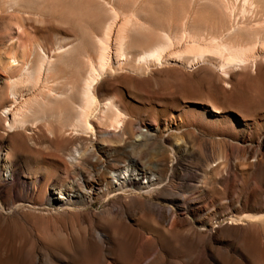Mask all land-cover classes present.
<instances>
[{"label": "rangeland", "instance_id": "obj_1", "mask_svg": "<svg viewBox=\"0 0 264 264\" xmlns=\"http://www.w3.org/2000/svg\"><path fill=\"white\" fill-rule=\"evenodd\" d=\"M0 264H264V0H0Z\"/></svg>", "mask_w": 264, "mask_h": 264}, {"label": "bare ground", "instance_id": "obj_2", "mask_svg": "<svg viewBox=\"0 0 264 264\" xmlns=\"http://www.w3.org/2000/svg\"><path fill=\"white\" fill-rule=\"evenodd\" d=\"M120 28V30L119 31H121L120 33H121V35L120 36H118L119 37V40H118V42H119V44L121 45V42H123V38H125V37H123V34H122V32H123V29L125 28L124 27V24L122 23V25L119 27ZM125 31V30H124ZM231 45V44H230ZM230 45H228V44H220V45H217L216 44V49H217V51L219 50V51H228L229 52V54H228V56L230 55V61L233 63V61H234V63L235 62H241L242 64H244V61L246 60H244V52L246 51V49H249L248 47L245 49V48H242V47H233V46H230ZM215 46V45H214ZM105 48V47H104ZM103 48V49H104ZM159 48H161V47H159ZM159 48H157L156 50H154L153 52H152V54H151V56L152 57H155V58H158L159 57V55H160V49ZM214 48V47H213ZM106 50V49H105ZM215 50V49H214ZM104 51V50H103ZM248 51V50H247ZM59 52V51H58ZM246 53V52H245ZM104 53L103 54H101L100 55V57H99V61H100V66L103 64V62H104ZM245 57H246V55H245ZM229 58V57H228ZM155 60V59H154ZM47 61V60H46ZM13 62H15V61H13ZM230 62V63H231ZM13 64V63H12ZM11 65V64H10ZM24 73H27V68H25L24 69ZM91 83H92V81H91ZM93 84V83H92ZM87 85V89H91V88H89V86H88V84H86ZM91 85V84H90ZM51 90V89H50ZM12 95H13V93H12ZM89 95L90 96H92L91 95V93L89 92ZM89 96V97H90ZM87 97V96H86ZM15 98V97H14ZM92 98H90L89 100H91ZM90 102V101H89ZM92 102H94L93 100H92ZM89 103L87 102V105H88ZM25 105V104H24ZM89 105H91V104H89ZM107 105H109V104H107ZM23 107V106H22ZM22 107H21V109H22ZM8 108V107H7ZM20 108L18 109V110H21ZM85 109V108H84ZM13 110V109H12ZM11 109L10 110H8V111H6L5 113L6 114H11V111H12ZM21 112V111H20ZM89 112V111H88ZM5 113H4V115H5ZM84 114H86V113H84ZM3 115V116H4ZM7 116V115H6ZM13 116V117H12ZM11 117L12 118H14L13 120H14V122H15V116H17V112H13V115H12ZM87 117V116H86ZM6 118V117H5ZM11 118V119H12ZM7 119V118H6ZM8 120V119H7ZM18 120H19V118H18ZM17 120V121H18ZM84 120V119H83ZM16 121V122H17ZM15 122V124H17ZM10 124H12V121H11V123ZM9 124V125H10ZM15 124H14V126L12 125H10V126H8L10 129H13V128H15L16 126H15ZM8 125V124H7ZM18 125V124H17ZM19 126V125H18ZM75 127V126H74ZM75 129H77V128H75ZM74 129V131H77V130H75ZM109 130V129H108ZM60 131H62V130H60ZM61 133V132H60ZM74 133V132H73ZM58 134V133H57ZM78 134V133H77ZM77 134H75V135H77ZM53 135V134H52ZM57 142H58V140H57ZM57 144H59V143H56L55 144V146H56V148H57V146H59V145H57ZM79 148H78V143L77 142H75L74 144H72V146H71V152H70V160H77L78 159V153H79V150H78ZM92 159V158H91ZM93 160V159H92ZM95 160V159H94ZM77 163V162H76ZM128 173V171L127 170H125L124 172H122V173H118V174H112V183H113V185L115 184V185H117L118 187H120V188H123L125 185H127V184H137L138 183V179H137V176L136 175H134L132 178H130V177H127V174ZM136 176V177H135ZM3 184L4 185H8V186H13V187H16L18 184H20V182H19V180L18 179H16L14 176H12V175H10L8 178H6L5 180H3ZM7 187V186H6ZM59 196H61V195H59ZM64 197V196H63ZM66 199V198H65ZM61 203L62 204H64V202L63 201H61ZM162 217H164L163 215H157V218L158 219H160V218H162ZM95 234H96V232L95 231H92L91 232V237L93 238V237H96L95 236ZM96 235H99V238L101 239H99L100 241H102L103 240V238L105 237L101 232H98V234H96ZM97 238V237H96ZM103 245V244H102ZM102 247V249H104V245L103 246H101ZM107 247V246H106Z\"/></svg>", "mask_w": 264, "mask_h": 264}]
</instances>
